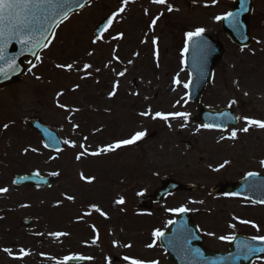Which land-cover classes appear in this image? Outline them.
Masks as SVG:
<instances>
[{
  "label": "rangeland",
  "instance_id": "374dc122",
  "mask_svg": "<svg viewBox=\"0 0 264 264\" xmlns=\"http://www.w3.org/2000/svg\"><path fill=\"white\" fill-rule=\"evenodd\" d=\"M254 1L256 7H263V0ZM190 2L196 7H187ZM232 2L225 7V0L215 4L212 0H165L164 4L99 0L70 16L37 65L15 87L0 91V188L8 189L0 193L4 221L0 264H60L64 257L78 255L91 259L79 264H132L133 260L164 264L166 258L157 240L153 244L152 233L167 230L168 220L177 213L169 209L183 206L193 219L217 223L237 210L245 211L237 200L208 192L217 183L232 182L247 168H256L242 161L234 164L233 158L264 147L259 127L241 131L248 126L244 118L258 120L260 103L264 105V89L255 78V72L264 67V58L255 57L257 45L237 53L230 50L214 68L198 103L187 100L184 87L189 77L183 62L185 33L203 27L204 33L224 43V30L215 17ZM121 6L123 12L118 11ZM111 10L119 15L107 34L93 43L96 22ZM112 55L117 62L103 63ZM58 64H73V68H58ZM85 64L91 67L85 70ZM107 65L116 69L102 82ZM110 84L117 86L118 97L109 95ZM223 106L233 107L240 120L233 129L235 138L227 130L201 127L200 107L216 110ZM144 112L149 114L141 115ZM156 112L188 113V119L165 121L153 118ZM29 117H37L75 146L65 144L57 156L45 153L38 135L21 122ZM138 131L145 132V137L156 134L137 145L136 141L90 154ZM80 153L85 154L77 159ZM21 168L57 173L53 188L38 192L13 187L11 175L25 172ZM161 178L194 183L196 189L172 193L149 212L138 210L134 201L160 187ZM121 198L123 203H117ZM22 217L32 220L31 228L20 226ZM216 232L209 235L215 242L221 234L219 224ZM29 233L38 240L25 238L27 244L22 243L19 239ZM21 249L26 255H21ZM113 256L119 260L112 261Z\"/></svg>",
  "mask_w": 264,
  "mask_h": 264
},
{
  "label": "water",
  "instance_id": "95a60500",
  "mask_svg": "<svg viewBox=\"0 0 264 264\" xmlns=\"http://www.w3.org/2000/svg\"><path fill=\"white\" fill-rule=\"evenodd\" d=\"M90 1L91 0H79L80 3L84 4V7L88 5ZM251 3L252 0H245V7L248 10L241 12L239 16V29L234 28L228 20H221V26L224 28L227 37L239 47L249 46L253 40L249 35L248 27L249 15L252 10ZM231 6L229 12L240 11V0H234ZM82 8H77L76 5L73 4L69 16L74 12H78V10ZM112 14L113 13H110L108 17L100 22L94 32L96 36H100L102 32L101 29L104 24L107 23L109 17H112V19L114 18ZM57 26L53 29V32ZM52 37L53 35H49L48 39L51 40ZM22 47L23 46L15 40L8 43L7 48L5 49V59L0 60V68H4L8 74L5 76L3 73H0V88H5L6 86L15 83L20 76L25 75L29 68L36 62V56L38 53L45 49V47H39L33 51H22ZM223 53L224 49L221 42L212 39L209 35L204 33L202 37H197L192 41H189L188 50L186 51L184 58L188 72H190L188 79L189 86L187 87L188 101L198 102L200 100L201 91L210 83L213 75V68ZM13 57L16 60L17 66L15 70H8L6 66L7 60ZM26 58H29V60L25 62ZM199 115L203 124H213L214 127H216L215 125H218L217 128L220 130L226 129L229 125L233 126L237 122V119L230 108H224L220 111L200 109ZM23 123L28 126L30 125L32 129L39 133L44 146L46 144L48 145V147H46L47 149L54 151L62 149L63 142H61L57 133L50 129L46 124L39 122V120L35 118L24 119ZM154 134L155 133H150L142 139L152 137ZM50 138L55 139L53 140ZM187 147L191 148L188 145ZM12 177V183L15 186L29 185L31 187L42 188L44 186L49 187L53 183L50 177L41 176L33 171L26 174L14 175ZM161 181V187L155 189L150 195L140 197L135 201L138 208L142 207L150 209L154 203H158L162 197L171 194L175 190L185 189L193 191L195 188L194 184L181 185L174 180L166 178H163ZM220 190L231 194L236 193V195L242 196L246 199L251 198L258 202L264 200V176L257 174L250 177L246 175L243 180L236 184V186H233L229 182L217 184L212 188L210 194L217 193ZM21 223L22 226H28L31 221L23 218ZM195 229L196 228L191 222L190 216L187 212L178 213L168 231L164 232V236L160 238V243L165 247L167 256L175 264H250L251 260L264 253V251L253 252L248 255L247 259H245L244 256L247 250L243 247H238V245H242L243 243H248L255 247H259V245L256 241L243 237H236L232 240L231 249L228 253L205 250L202 247L201 239L198 237ZM87 260L88 259H81V257H73V259L67 261L78 263Z\"/></svg>",
  "mask_w": 264,
  "mask_h": 264
},
{
  "label": "snow or ice",
  "instance_id": "6c2138e0",
  "mask_svg": "<svg viewBox=\"0 0 264 264\" xmlns=\"http://www.w3.org/2000/svg\"><path fill=\"white\" fill-rule=\"evenodd\" d=\"M128 0H122V4H127ZM154 3L157 4H164L165 0H153ZM212 3L215 4L216 0H212ZM75 4L77 8L84 7L83 3H80L79 0H0V60L5 59V49L10 41L15 40L17 43H20L22 47V51H33L39 47H48L51 41L48 39L49 35H54L53 29L57 26L59 22L68 19L69 13L72 11V5ZM171 7L169 6V11H171ZM248 9L245 7V0H240V11L237 12H227L224 15L220 16L217 15L215 20H228L229 23L236 29L240 27V20L239 16L241 12L247 11ZM119 12L124 11V7L121 6L118 10ZM117 13H113L112 16H115ZM156 23V19L152 20V25ZM112 24V17H109L107 23L104 24L101 31H107L108 27ZM150 25V27L152 26ZM205 29L203 27H198L194 31H189L185 33V48L183 49L184 52L188 50V43L192 41L194 38L202 37ZM100 37L97 36V39ZM93 43H96L93 40ZM153 44H156V40H152ZM91 55V53H89ZM115 58V57H114ZM36 59L39 60V55L36 56ZM131 63V61H129ZM7 69L8 70H15L16 68V60L15 58H10L7 60ZM58 68H67L71 70L73 68V64H58L56 65ZM91 65L85 64L84 69H89ZM31 71V69H29ZM0 73H3L5 76L8 74L4 68H0ZM118 75L123 76L124 73L120 72ZM175 83H179L178 80L174 81ZM189 85L186 83L184 87L187 88ZM116 85H113L115 88ZM113 92H110L109 95H113ZM60 107H65L64 105H60ZM149 113L144 112L141 115L147 116ZM159 117L167 121L169 117L175 119L177 117H182L185 121L188 119V113L182 112H171V113H161L156 112L153 118ZM247 121L246 127L242 128L241 131L247 132L249 126H256L259 128H264V121L249 119L247 117L244 118ZM218 127V125H215ZM8 125L5 124L4 128H7ZM203 128H212L214 127L213 124H203L201 125ZM236 131L233 130L231 133V138L236 137ZM145 136V132L138 131L134 135H132L129 139L119 140L112 144L106 145L103 148H99L96 152L90 153L91 155H99L102 152H110L118 149L122 146L130 145L135 143L136 141L140 140ZM55 139V138H50ZM223 139V137H222ZM64 144L75 146L73 142L69 140H64ZM45 147H48L46 144ZM81 148H84V145H80ZM59 151V149H57ZM85 153H80L77 155V159H80L81 155ZM227 163V162H225ZM261 166H264V160L260 161ZM220 167H223L221 165ZM51 175H57V173H51ZM248 176H255L256 173L249 172L247 173ZM91 179V178H89ZM15 183V181H14ZM7 188H0V193L7 192ZM143 193H138V195H142ZM231 195H236V193H232ZM68 200H72V196H67ZM117 203H123V199L117 201ZM259 203H264V200H260ZM96 211H100L99 208ZM171 212H187L189 209L181 206L180 208L169 209ZM103 215V213H101ZM168 223H173V221H168ZM241 223L249 224L250 221H241ZM256 227V225H252ZM232 227V225H230ZM53 236H61L65 235L64 233H52ZM153 244H155L156 239H159L164 236V233L155 230L153 233ZM212 235V233H209ZM221 240H228L231 241L234 239L233 236H221ZM253 241H259L264 244V236H253L251 237ZM153 244L147 245V247L151 248ZM238 247H243L247 250L245 253L244 258L247 259L248 255L253 252H260L264 251V248H258L248 243H243L242 245H238ZM4 251L9 252V249H4ZM21 255H26L23 249L20 250ZM69 259H73V257H64V260L60 262V264H64V261ZM81 259H86L81 257ZM125 260L128 257L124 258ZM132 264H145L144 261L140 260H133ZM147 264H157L156 261H149Z\"/></svg>",
  "mask_w": 264,
  "mask_h": 264
},
{
  "label": "flooded vegetation",
  "instance_id": "af4514ba",
  "mask_svg": "<svg viewBox=\"0 0 264 264\" xmlns=\"http://www.w3.org/2000/svg\"><path fill=\"white\" fill-rule=\"evenodd\" d=\"M228 1L229 0H225V3L223 4L225 7L228 6ZM97 2H99V0H93V2L89 6L95 5ZM191 3L193 4L192 5L193 7H196L194 2H191ZM217 4H220V3H217ZM188 5H189V3H188ZM188 5H187V7H189ZM252 5H253V8H252V12L250 14L251 19H249V26H248L249 32H250L251 36L253 37V41H252L251 45L248 47H240L239 48L238 46H236L234 43L231 42L230 38H227V36L225 35V39H227V40L224 43H222L223 49H225V53L222 56V58L230 55V54H228L230 50H235V52L237 53L240 50L251 49V47L253 45H257V48H258L254 54L255 57H258V58L263 57L264 58V38H263L264 37V0L262 2L263 7L260 6V8H259V5L256 7L254 0L252 1ZM206 7L210 8L209 4H206ZM227 12H228V10L221 12L219 15L222 16ZM106 13L105 14L108 15L110 12L109 13L106 12ZM105 16H103L102 18H104ZM100 20L98 22H100ZM98 22H96L92 32L97 27ZM219 25L222 28L220 21H219ZM107 32H108V30L103 32L104 34H102L99 39L95 38L94 36H93V39L96 42H99L100 39H102L107 34ZM105 57H107V56H105ZM112 61H113V57L110 56L109 59L108 60L106 59L103 63L109 64V63H112ZM112 69H116V66L113 65L111 67V66L107 65V67L105 69H103L107 76L102 79V82H104L105 80L110 78L108 75L109 74L112 75ZM255 73H256V75H255L256 80H258V82L260 83L261 88L264 89V67H263V69H258V72H255ZM98 74L99 73H96V75H98ZM102 82L100 84H102ZM15 85H17V84H14L12 86L15 87ZM132 85H134V87H135V80L132 82ZM12 86H9L6 89L0 90V91H7L10 89V87L13 88ZM115 88H113V85H111V84L109 85L110 92H113L114 96L118 97ZM101 91L102 90L100 88L99 93H101ZM258 120L264 121V105H263V103H260ZM239 122H240V120L237 123L238 125H239ZM238 125H236V126H238ZM236 126L229 127L227 129V131H230L232 133L233 129ZM259 130H260L261 134L263 135L260 143L264 144V128H259ZM99 133H101V131H99ZM247 152L248 153L245 155H240V156L234 155L233 163L237 164L239 161H242V162L246 163L249 167H250V165H254V166H256V168H247L244 173H242L241 175L236 177L235 180L232 181V183H234V185H236V183H238L239 180H241L249 172H254L256 174L258 173V174L264 175V166H261V163H260V161L264 160V147L255 148L254 150H247ZM215 196H222L223 198L227 197V198L237 200L240 203V207L244 208L245 211L243 212V210H237L238 212L235 213V215H229V216L226 215V216L221 218V220H220L221 222H219V223H217V221L216 222L208 221V219L196 220L195 218L193 219V217H192V222H193V224H195V226L198 229V233L200 234V237H201L202 247L205 250L207 249L210 251L228 252V250L230 249L231 241L221 240L219 238V239H217L218 241L215 242L209 236V233L216 232L217 224H219V227H220V232H221L220 237L221 236H233V237L242 236L243 238H249V237L251 238L253 236H264V204L256 203L250 199H244V198L239 197L237 195L231 196L227 193L224 194L221 192H219ZM247 208L252 209V211H249V209H247ZM191 216H193V215L191 214ZM241 221H250L251 223L244 224V223H241ZM253 224L256 225V227H253L252 226ZM230 225H232V227H230ZM258 245H259L258 248H264V244H262L261 242ZM161 252H162L163 256H165L164 250L161 249ZM165 258H166V262H164V264H172V262L166 256H165ZM250 264H264V254H261L259 257H256L255 259L251 260Z\"/></svg>",
  "mask_w": 264,
  "mask_h": 264
},
{
  "label": "trees",
  "instance_id": "16d2710c",
  "mask_svg": "<svg viewBox=\"0 0 264 264\" xmlns=\"http://www.w3.org/2000/svg\"><path fill=\"white\" fill-rule=\"evenodd\" d=\"M30 239H33L32 236H28ZM26 237H23V239H20L21 241H24L25 244H27V240L25 239ZM38 240V239H37Z\"/></svg>",
  "mask_w": 264,
  "mask_h": 264
}]
</instances>
